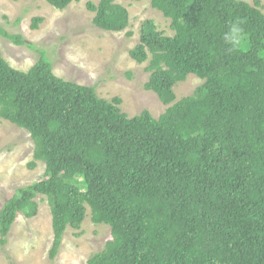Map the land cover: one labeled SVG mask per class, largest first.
<instances>
[{"label":"trees","instance_id":"obj_1","mask_svg":"<svg viewBox=\"0 0 264 264\" xmlns=\"http://www.w3.org/2000/svg\"><path fill=\"white\" fill-rule=\"evenodd\" d=\"M17 1V0H14ZM57 9L73 0H45ZM140 1V0H135ZM173 35L154 20L140 24L129 56L147 61L146 90L167 106L157 118L133 117L121 98L55 75L42 53L26 70L0 52V117L26 130L43 176L19 187L0 207V244L16 215L49 206L53 260L64 231L91 221L111 238L87 264H264V12L259 0H150ZM92 23L119 32L127 8L88 1ZM242 20V40L225 44L230 22ZM41 17H34L36 28ZM131 35V32H126ZM0 35L15 44L19 34ZM203 80L175 102L174 86ZM76 236L80 232L75 233Z\"/></svg>","mask_w":264,"mask_h":264},{"label":"rangeland","instance_id":"obj_2","mask_svg":"<svg viewBox=\"0 0 264 264\" xmlns=\"http://www.w3.org/2000/svg\"><path fill=\"white\" fill-rule=\"evenodd\" d=\"M98 0H73L57 9L45 0H0V26L8 33L19 34L25 43L18 45L0 35V52L18 69L29 68L41 53L51 63L55 75L65 80L93 86L99 97L121 98L120 108L129 117L148 110L157 118L166 110L156 93L146 90L149 72L147 61L138 63L129 49L139 40L140 24L154 20L164 35H173L169 19L153 8L150 0H115L129 13V25L112 32L92 23L93 13L85 3ZM253 4L255 0H243ZM264 12V0H259ZM34 17H41L36 28ZM130 31L131 35L126 32ZM203 82L189 74L175 84V102L191 95ZM33 141L29 133L0 117V207L19 187L43 176L44 164L33 160ZM37 212L31 217L22 212L10 226L6 243L0 244V264H87L89 256L103 249L111 238L110 227L91 221L90 209L79 229L68 227L63 233L59 251L53 260L48 251L52 243L49 206L44 196L35 197ZM80 232L79 236L75 233Z\"/></svg>","mask_w":264,"mask_h":264},{"label":"clouds","instance_id":"obj_3","mask_svg":"<svg viewBox=\"0 0 264 264\" xmlns=\"http://www.w3.org/2000/svg\"><path fill=\"white\" fill-rule=\"evenodd\" d=\"M242 24H243L242 20L239 19L234 20L230 22L226 32L224 33L223 40L225 44L228 45L230 48L234 49L240 45L243 34Z\"/></svg>","mask_w":264,"mask_h":264}]
</instances>
